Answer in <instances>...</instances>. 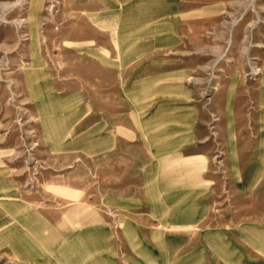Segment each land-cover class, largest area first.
Returning a JSON list of instances; mask_svg holds the SVG:
<instances>
[{"label": "rangeland", "instance_id": "obj_1", "mask_svg": "<svg viewBox=\"0 0 264 264\" xmlns=\"http://www.w3.org/2000/svg\"><path fill=\"white\" fill-rule=\"evenodd\" d=\"M0 264H264V0H0Z\"/></svg>", "mask_w": 264, "mask_h": 264}]
</instances>
